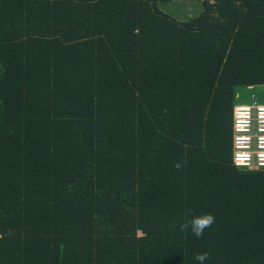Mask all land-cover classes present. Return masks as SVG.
Returning <instances> with one entry per match:
<instances>
[{
  "label": "trees",
  "instance_id": "trees-1",
  "mask_svg": "<svg viewBox=\"0 0 264 264\" xmlns=\"http://www.w3.org/2000/svg\"><path fill=\"white\" fill-rule=\"evenodd\" d=\"M250 87L264 0H0V264H264V171L232 164Z\"/></svg>",
  "mask_w": 264,
  "mask_h": 264
},
{
  "label": "built area",
  "instance_id": "built-area-1",
  "mask_svg": "<svg viewBox=\"0 0 264 264\" xmlns=\"http://www.w3.org/2000/svg\"><path fill=\"white\" fill-rule=\"evenodd\" d=\"M250 89H252L250 87ZM264 101L252 92L249 102L232 112V164L248 171L264 170Z\"/></svg>",
  "mask_w": 264,
  "mask_h": 264
},
{
  "label": "rangeland",
  "instance_id": "rangeland-1",
  "mask_svg": "<svg viewBox=\"0 0 264 264\" xmlns=\"http://www.w3.org/2000/svg\"><path fill=\"white\" fill-rule=\"evenodd\" d=\"M159 9L177 20L184 23L197 17L202 12V4L199 1H177L171 3H160ZM256 92V89H249ZM258 92H264V88H259Z\"/></svg>",
  "mask_w": 264,
  "mask_h": 264
},
{
  "label": "clouds",
  "instance_id": "clouds-1",
  "mask_svg": "<svg viewBox=\"0 0 264 264\" xmlns=\"http://www.w3.org/2000/svg\"><path fill=\"white\" fill-rule=\"evenodd\" d=\"M174 167L179 170L181 164L176 163ZM214 222L215 218L211 214L193 215L189 222L181 223L179 228L181 231H187L191 228L192 234L199 238L203 235L204 230L211 227ZM194 258L199 262V264H204L209 257L207 252H203L195 254Z\"/></svg>",
  "mask_w": 264,
  "mask_h": 264
},
{
  "label": "crops",
  "instance_id": "crops-1",
  "mask_svg": "<svg viewBox=\"0 0 264 264\" xmlns=\"http://www.w3.org/2000/svg\"><path fill=\"white\" fill-rule=\"evenodd\" d=\"M256 93L259 95L260 101H264V92H258V91H256ZM251 94H252V92H250V91L239 90L238 93H237V98H238V102L237 103H240V102H249L250 101V95ZM237 103H235L234 106ZM232 112H233V110H232ZM258 171H264V170H258Z\"/></svg>",
  "mask_w": 264,
  "mask_h": 264
}]
</instances>
